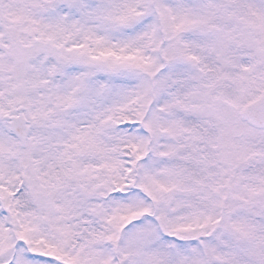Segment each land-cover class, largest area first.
<instances>
[{"label": "snow or ice", "instance_id": "snow-or-ice-1", "mask_svg": "<svg viewBox=\"0 0 264 264\" xmlns=\"http://www.w3.org/2000/svg\"><path fill=\"white\" fill-rule=\"evenodd\" d=\"M0 264H264V0H0Z\"/></svg>", "mask_w": 264, "mask_h": 264}]
</instances>
